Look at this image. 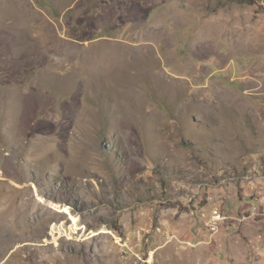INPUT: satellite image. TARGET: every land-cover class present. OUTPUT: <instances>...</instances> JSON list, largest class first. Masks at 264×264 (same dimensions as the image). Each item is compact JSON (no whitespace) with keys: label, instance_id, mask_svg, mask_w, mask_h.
Masks as SVG:
<instances>
[{"label":"rangeland","instance_id":"1","mask_svg":"<svg viewBox=\"0 0 264 264\" xmlns=\"http://www.w3.org/2000/svg\"><path fill=\"white\" fill-rule=\"evenodd\" d=\"M255 197L264 0H0V264H264Z\"/></svg>","mask_w":264,"mask_h":264},{"label":"built area","instance_id":"2","mask_svg":"<svg viewBox=\"0 0 264 264\" xmlns=\"http://www.w3.org/2000/svg\"><path fill=\"white\" fill-rule=\"evenodd\" d=\"M252 189V188H251ZM255 202L257 203L256 206L251 205L250 209L246 211L247 212H255V220L257 219L260 220L261 218L264 219V217H259V210H264V201L261 202L259 198L255 197ZM246 213L243 214L241 217L242 221H246ZM202 217V213H201ZM205 221V226L207 227L208 230H210L212 233H217L219 231L220 225L223 224L224 220L226 219L225 214L219 210H210V217L209 218H203Z\"/></svg>","mask_w":264,"mask_h":264},{"label":"bare ground","instance_id":"3","mask_svg":"<svg viewBox=\"0 0 264 264\" xmlns=\"http://www.w3.org/2000/svg\"><path fill=\"white\" fill-rule=\"evenodd\" d=\"M97 77V76H96ZM25 104V105H24ZM23 107H24V109H26L25 107H26V102L24 103V101H23Z\"/></svg>","mask_w":264,"mask_h":264},{"label":"trees","instance_id":"4","mask_svg":"<svg viewBox=\"0 0 264 264\" xmlns=\"http://www.w3.org/2000/svg\"><path fill=\"white\" fill-rule=\"evenodd\" d=\"M76 25L78 26V25H79V23H76Z\"/></svg>","mask_w":264,"mask_h":264}]
</instances>
